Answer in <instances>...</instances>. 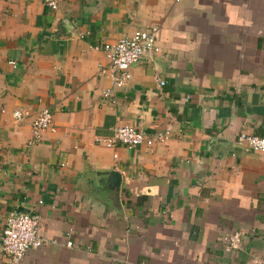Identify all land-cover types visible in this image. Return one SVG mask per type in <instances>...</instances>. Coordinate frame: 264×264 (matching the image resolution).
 <instances>
[{
  "label": "crops",
  "instance_id": "crops-1",
  "mask_svg": "<svg viewBox=\"0 0 264 264\" xmlns=\"http://www.w3.org/2000/svg\"><path fill=\"white\" fill-rule=\"evenodd\" d=\"M150 26L159 51L104 96L100 46ZM42 107L56 130L31 142ZM120 124L170 136L96 142ZM242 131L264 136V0H0V232L29 212L59 241L20 264H264V157Z\"/></svg>",
  "mask_w": 264,
  "mask_h": 264
},
{
  "label": "built area",
  "instance_id": "built-area-1",
  "mask_svg": "<svg viewBox=\"0 0 264 264\" xmlns=\"http://www.w3.org/2000/svg\"><path fill=\"white\" fill-rule=\"evenodd\" d=\"M50 10L58 8V0H39ZM157 26L134 30L130 36H124L113 43H104L100 48L104 51L107 64L99 67L100 74H108L112 87L103 91L104 96H109L116 88L123 87L131 79V66L143 55L157 53ZM10 64H14L12 61ZM160 86L164 85L159 81ZM16 121H22L29 116L25 109H16L12 113ZM53 115L48 107H42L31 121V142L41 140L45 131L55 132ZM170 130L161 133H147L142 128L132 124H120L113 128V133L108 137H97L96 142L107 148H115L118 145L134 148L139 145L151 146L168 140ZM236 143L245 151L259 152L264 157V136L240 132ZM40 218L29 212L11 211L5 219L0 232V244L3 253L10 264H20L26 252L32 248H40L48 243L57 244V239H45L40 232ZM244 233L241 230L226 232L221 243L224 249L234 253L241 249ZM70 247L72 241L65 243Z\"/></svg>",
  "mask_w": 264,
  "mask_h": 264
},
{
  "label": "water",
  "instance_id": "water-1",
  "mask_svg": "<svg viewBox=\"0 0 264 264\" xmlns=\"http://www.w3.org/2000/svg\"><path fill=\"white\" fill-rule=\"evenodd\" d=\"M111 180V186L112 188H117L120 184V174L116 171H112L109 176Z\"/></svg>",
  "mask_w": 264,
  "mask_h": 264
}]
</instances>
